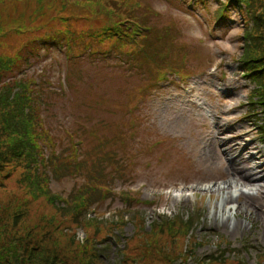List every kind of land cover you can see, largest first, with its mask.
Wrapping results in <instances>:
<instances>
[{
  "label": "rangeland",
  "instance_id": "1",
  "mask_svg": "<svg viewBox=\"0 0 264 264\" xmlns=\"http://www.w3.org/2000/svg\"><path fill=\"white\" fill-rule=\"evenodd\" d=\"M235 3L0 0V256L264 264V0Z\"/></svg>",
  "mask_w": 264,
  "mask_h": 264
},
{
  "label": "trees",
  "instance_id": "2",
  "mask_svg": "<svg viewBox=\"0 0 264 264\" xmlns=\"http://www.w3.org/2000/svg\"><path fill=\"white\" fill-rule=\"evenodd\" d=\"M237 1L238 0H220V1L218 0V5L222 6V12H219L217 14V17L221 16L222 13H223L222 16L224 17L225 11L227 9L230 10L231 8L236 6L235 2H237ZM239 14H240V16H242L241 13H239ZM222 19H220V20H222ZM224 19H225V17H224ZM8 69H10L8 65H5V63L0 62V76L3 75V73H5ZM246 70H248V67H246ZM3 76L1 77L2 78L1 83H5L7 81L6 79H3ZM189 223H190V221H187V220H185V222H184L185 225H187ZM31 251L32 250H30V251L25 250V251L19 252L18 250H15V249L11 250V251H9V254H10V256L13 255V261L9 260V258H5V257L0 256V264H45V263H48V261H49L48 258L40 257L38 252L34 251V253H32ZM6 252H8V251H6ZM101 263H105V262L101 261ZM86 264H90V262H87Z\"/></svg>",
  "mask_w": 264,
  "mask_h": 264
},
{
  "label": "bare ground",
  "instance_id": "3",
  "mask_svg": "<svg viewBox=\"0 0 264 264\" xmlns=\"http://www.w3.org/2000/svg\"><path fill=\"white\" fill-rule=\"evenodd\" d=\"M227 144H231V143H227ZM225 148H226V150H222L224 154H226L230 149L234 148V146L233 147L231 146L230 148H228V146H225ZM223 149H224V147H223ZM235 150H237V149H235ZM227 156H229V155H227ZM239 158H241V156ZM228 162H230L228 164H230V168H231V171L233 174V178L235 180L241 181L242 183L251 184V181L254 179H253L251 172L249 170H247L246 168L239 167V165H235L236 160L230 159Z\"/></svg>",
  "mask_w": 264,
  "mask_h": 264
}]
</instances>
